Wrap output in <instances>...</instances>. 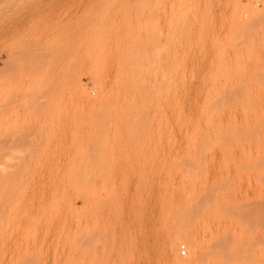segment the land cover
Here are the masks:
<instances>
[{
    "label": "rangeland",
    "instance_id": "obj_1",
    "mask_svg": "<svg viewBox=\"0 0 264 264\" xmlns=\"http://www.w3.org/2000/svg\"><path fill=\"white\" fill-rule=\"evenodd\" d=\"M239 1L0 0V264L215 263L206 166L223 177L220 213L235 217L237 168L249 162L205 142L221 36L229 52L238 41L241 67L264 63V0ZM239 4L253 17L237 31ZM259 212L254 264H264ZM232 216L225 240L241 246Z\"/></svg>",
    "mask_w": 264,
    "mask_h": 264
},
{
    "label": "bare ground",
    "instance_id": "obj_2",
    "mask_svg": "<svg viewBox=\"0 0 264 264\" xmlns=\"http://www.w3.org/2000/svg\"><path fill=\"white\" fill-rule=\"evenodd\" d=\"M250 1L251 0H249V2ZM240 4H239V6H237V7H239V9H238L237 15H236V25H238L239 27H237V26L235 27L233 25L236 28V30H237V28L239 29L240 27H241V29L242 28L247 29L248 27L252 26L251 24H252V17H253L252 13L253 12L251 13L250 9H248L249 7H247V6H246L247 7L246 9H248V11H246L244 9V6H240ZM242 4H244V3H242ZM244 5H246V4H244ZM241 7H243V8H241ZM250 8L252 9V6ZM16 13H18V12H16ZM253 15H255V14H253ZM223 27H225V26H223ZM223 30H224V28H223ZM248 30H247L246 34L249 33L250 30H252V28L248 29ZM225 31H226V29H225ZM241 33L242 32H240L239 34H241ZM246 34L242 33V36L243 35L245 36ZM252 34L253 33H251L249 36L251 37ZM236 36H238V35H236ZM249 36H246V37H249ZM221 37H223V38H220V39H223V40L221 41L222 47L220 48L221 49V69H220L221 70V81H220L221 85H219V87H221V90H220V99H218L219 100V108H218V114H216L217 115L216 121L215 122L213 121L214 123L208 122L207 127L205 126L206 127L205 142L207 145H211L212 143H214L218 147V150L221 148H224L226 146H228V147L229 146H233V147L237 146L234 148H236L240 152L241 155L245 154V157H246V155L249 156V158L247 157L249 159V162L248 161H247L248 163L246 162V164H248L247 165L248 168L244 167V165H246L245 163L242 166V167H244V169H241L240 165H238L239 169L237 168V170H238L237 171V175H238L237 179L240 178V181L242 183L241 192L239 194L242 204H240L241 202L239 203V201L237 199H235L238 201L237 203H239L241 205L240 206L241 210L235 209L236 213H238V211H239L238 216L235 215V217H239V218H237L239 223H242L241 220H239V219L243 220V223L241 225L244 228L245 238L243 239L241 246L238 245L236 247H232V246L227 245L228 243L226 242L225 237L227 234L229 235L231 233L230 227H232V226L230 225L231 222L226 218H229V219H233V218H230L232 215L230 216V214L228 213V210H229L228 208H227V214L225 213L226 211L225 212L223 211L226 215L229 214L228 217H225L220 213L221 207H223L225 209L226 208L225 206H227L226 205L227 203L225 204V202H222L223 198L220 197L221 191L220 192L217 190L215 191L213 188V187L217 188L216 184L214 185V182H216L215 179L219 180L218 176H215V175H219V174H215L216 172L213 174L214 171L212 172V168H213L212 162H209L206 166V172H204L205 181H204V188H203L204 191H203V209H202L203 211L202 212H203V219L205 222L204 225L206 226L205 232H203V233L205 234L204 236H206L207 239L206 238H203V239H206V242L207 243L209 242L210 246L212 245L211 247L215 251V254H214L215 255V260H214L215 263L214 264H254L253 257L257 251V246L255 244H253L252 241L249 240V236L252 235V233H254V230L255 231L257 230L255 223H257V221L259 219L257 217V221H255L256 220L255 215H254V214H256L255 212L258 210V213H260L259 211L264 210V63H262L260 60V63L258 62V64H257L256 62L259 60L256 61L254 58H252L256 61L255 64H253V65L251 64V65L246 66L245 63H243L244 65L241 67L240 61L244 58H241V57L239 58L238 53H241V52L238 50V49H240L238 47L240 45L237 46V43H236L238 41H235V43H233V46H232L233 48L231 47L232 50H231V52H229L228 51L229 45L227 46V42H229L227 40V37H228L227 32L224 33V35ZM231 38H233V37L231 36ZM236 38H238V37H236ZM243 38H245V37H243ZM250 40H248L246 42H249ZM230 42H232V41H230ZM250 42H249V44L251 46L252 43H250ZM239 43L243 44L240 41H239ZM247 45L248 44H246V49L248 47ZM244 48H245V46H244ZM247 50H250V52L252 51L249 48ZM254 51H253V53H254ZM245 53H247V52H245ZM256 53L257 52H255V54ZM242 56L244 57V55H242ZM247 57H250V56H247ZM247 57L245 56V58H247ZM251 57H252V55H251ZM246 61H247V63L249 62L248 60H245L243 62H246ZM253 61H251V62H253ZM262 61H264V60L262 59ZM255 78H257L256 81H254ZM213 132L215 133L214 135H213ZM230 148H227V150ZM235 151L236 150H234L233 152H235ZM228 152H230V151H228ZM234 155H235V153H234ZM238 155H239V153H238ZM233 157H234L233 159H236V156H233ZM238 157H239L238 160L240 161V155ZM241 158L243 159L244 156H241ZM247 158H245V160ZM238 160L236 163H238ZM233 161H235V160H233ZM250 163H252V164L249 165ZM233 164H235V163H233ZM239 164H241V163L239 162ZM234 166H232V167H234ZM228 167H229V165H228ZM236 167H237V164L235 166V170H236ZM226 168L227 167L224 166V169H226ZM217 169H219V166ZM231 170H233V169H231ZM227 173H228V170H227ZM225 174H226V172H225ZM226 175H230V174H226ZM233 175H234V173H233ZM221 177L222 176H220V179L223 178V177L222 178ZM226 177L224 176V178H226ZM230 177H231V175H230ZM228 179H229V177H228ZM220 183L221 182L219 180V182L217 184H220ZM220 185H218V186L220 187ZM238 187H240V186H238ZM237 191L239 193V190H237ZM221 194H222V192H221ZM232 201H234V199ZM222 203H224V205ZM238 207H239V205H238ZM238 207H235V208L239 209ZM258 213H257V215H258ZM252 216H253V218H252ZM232 217H234V216H232ZM235 217H234V219H235ZM254 218H255V220H254L255 222L253 221ZM238 222L236 220V223H238ZM233 230H235V229H233ZM238 232H240V231H238ZM242 232H241V234H242ZM233 233H235V231H233ZM239 235H240V233H239ZM229 236H228V238H229ZM240 239H239V241H241ZM175 244H176L175 240L169 239L168 245H169L170 251H173ZM238 244H239V242H238ZM189 252L191 254L190 256L193 255L195 257V259L193 261L195 263L198 262L199 245L197 244V242L191 241L189 243ZM182 264H187V263L184 262Z\"/></svg>",
    "mask_w": 264,
    "mask_h": 264
},
{
    "label": "built area",
    "instance_id": "obj_3",
    "mask_svg": "<svg viewBox=\"0 0 264 264\" xmlns=\"http://www.w3.org/2000/svg\"><path fill=\"white\" fill-rule=\"evenodd\" d=\"M180 253L182 256H185L186 255V250H185V247L184 246H181L180 247Z\"/></svg>",
    "mask_w": 264,
    "mask_h": 264
}]
</instances>
